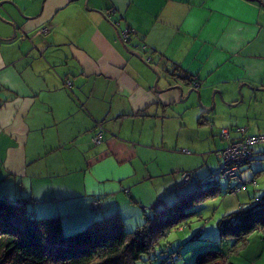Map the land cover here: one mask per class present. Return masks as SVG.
Wrapping results in <instances>:
<instances>
[{
	"label": "crops",
	"instance_id": "obj_1",
	"mask_svg": "<svg viewBox=\"0 0 264 264\" xmlns=\"http://www.w3.org/2000/svg\"><path fill=\"white\" fill-rule=\"evenodd\" d=\"M260 1L0 0V196L32 199L34 216H58L69 232L112 212L132 230L183 191L179 172L194 171L191 183L214 174L211 151L225 145L218 128L204 135L206 152L191 142L214 124L220 103L221 111L229 102L221 126L232 129L230 108L264 87V54L242 53L262 46ZM116 20L130 30L125 45ZM155 74L201 85L186 97ZM188 97L189 113L186 104L169 111ZM100 124L105 135L94 146ZM184 144L191 154L177 148ZM246 245L238 264H263L264 249L250 255Z\"/></svg>",
	"mask_w": 264,
	"mask_h": 264
},
{
	"label": "trees",
	"instance_id": "obj_2",
	"mask_svg": "<svg viewBox=\"0 0 264 264\" xmlns=\"http://www.w3.org/2000/svg\"><path fill=\"white\" fill-rule=\"evenodd\" d=\"M114 22L112 21V24ZM119 27H115L118 35ZM128 38L123 41L119 36L124 45ZM185 79L195 80L192 77ZM233 129L237 135L224 140L226 144L211 153L220 163L219 173L194 181L193 188L170 203L163 204L148 213L143 212V222L132 230L125 228L119 213L112 212L94 219L84 228L66 234L62 230L58 216H34L27 203L32 199L0 196V264H133L142 255L154 250L170 227L195 214L191 210L192 206L217 195L223 197L228 194H239L241 191H246L247 184L255 182L254 179L244 180L242 178L244 164L238 165L236 171L242 184H234L235 181L222 175L225 160L221 159L218 154L231 143H240L244 133L237 126L231 130ZM254 146L249 147L253 156ZM179 173L189 175L185 182L179 175L182 183H191L195 179L194 171ZM222 181L225 184L221 186ZM236 190H239L238 193ZM98 211L100 210L95 212ZM216 225L223 244L241 242L240 246H245L249 234L257 227L264 226V194L248 207L239 208L234 213L224 215ZM233 252L236 253L235 247L203 252L196 256L195 262L208 264L211 259H216L212 264L231 263L229 257Z\"/></svg>",
	"mask_w": 264,
	"mask_h": 264
},
{
	"label": "rangeland",
	"instance_id": "obj_3",
	"mask_svg": "<svg viewBox=\"0 0 264 264\" xmlns=\"http://www.w3.org/2000/svg\"><path fill=\"white\" fill-rule=\"evenodd\" d=\"M262 1H263V6H264V0H262ZM253 3H257L261 7V1L260 0H255V2H253ZM262 8L264 9V7H262ZM258 13H259V9H258ZM258 17H260V13L258 14ZM112 26H113V24H112ZM261 26H262V24H261ZM253 27H254V32H255V26H253ZM263 28H264V23H263ZM212 36H213V30H212ZM254 37H255V35H254ZM258 41H261L260 43L262 44V46L256 47L255 44H250L248 47L246 46V50H245L246 52L242 51L243 55H245V53H249V52L260 53V54L263 53L264 54V49H263L264 48L263 47V45H264V31L262 32V34H260ZM261 47H262V50L260 51ZM258 49H259V51H258ZM243 55H242V58H243ZM156 59L153 60V63H155ZM148 61L149 60H147V61L145 60V63H147ZM143 62H144V60H143ZM152 64H150V65H152ZM240 65H241V68L237 67L235 69V73H236L235 80L236 81H237V73H240L241 69L243 68V62ZM146 66L148 67L149 64H146ZM250 71H252L253 73H256L257 69L254 65H252L250 67ZM152 72L154 73V71H152ZM138 73H140V72H138ZM142 77H144V73H142ZM155 77H156V79L159 78L160 74H155ZM156 79H154V80L156 81ZM194 79L197 80L196 78H194ZM159 80H160V83L162 85H165V84L169 85L168 88L180 87V89H182L184 87V89L186 90V94H185L186 97L189 94H191L190 97H192V95H195V93H196L194 91V88H195L194 83H193L194 80L190 81V83L188 85H187V82H182V80H179L177 78L171 79L169 77H164L161 79L159 78ZM233 87H235V86L232 84L231 88H233ZM262 88L264 89V87H262ZM262 88L260 90L258 88H257V90L254 89L256 91L255 93L253 92V90H248L247 93L244 92V94L241 95V97H243L242 101L239 102L235 108H230V109H232L231 114L233 115L231 127L237 126L238 128H241L244 131V133L242 134V140L244 139V136L245 137H247V136L253 137L254 136L257 138H260V136H264V90ZM191 89H193V90L190 92ZM175 91L176 90H174V92ZM197 91H198V89H197ZM212 92H214V91H212ZM236 93H237V88H236ZM214 96L216 97V95L214 93H211L210 95H208L210 102L212 100V97H214ZM190 97H188V99L185 98L184 100L183 99L181 100L180 98H178L176 100L177 106H175V107L171 106L169 111L176 110L175 109L176 107L179 108L182 106V108L180 110L181 113H184V112L186 114L189 113L191 111V110H189V104H190V106L193 104V100ZM195 97H196V95H195ZM239 97H240V95H239ZM184 104H186V109L183 112ZM221 105H222V103H220V106H218V108H217L218 113H217V115L215 113L214 120L212 119L213 117L210 116V119H212V121H214V124L212 122H210L207 125V127H209L208 129H206V127H204V125L199 126V129L202 130L199 132V138L201 140L191 142V144H193V146H196L198 144L197 149H200L201 146L207 144L206 150L204 151V152H206L208 147L210 146L209 142H206L203 140V137L206 133L209 132V130H211V128H210L211 125H214L218 128V130L217 129L216 130H217L218 134H220V136H221V140H220V137L218 136V138H219L218 142L220 144H224L225 143L224 140H226V137L222 133L223 129L227 130L229 132L228 136H227V140L230 137L237 135V133L234 132V129L231 130V128H228V127L225 128V127L221 126L223 124V119H224V121H226V118L222 117V114L225 112L224 109H226V110L229 109V108H226L227 106H229V102L227 103L226 106L224 105L222 107V110L220 111ZM193 109H194V106H192V110ZM188 117H189V115H188ZM190 117H192V115ZM112 120H114V119H112ZM235 120H236L237 124L234 122ZM216 122L219 125H215ZM105 128H106L105 126L100 124L97 126L96 129L98 131L101 130L103 132V136H104L105 131H106ZM115 128H117V127H115ZM190 129L195 130L194 127L190 128ZM245 130H246V133H245ZM185 133H186V138H189L191 132L189 130H186ZM92 138H91V140H92ZM193 138H196V135L193 136ZM208 140L211 143L213 142L211 139V135L208 137ZM261 141H263V140H261ZM254 145H252V146H254L253 147V151L255 153L254 156L252 155V150H248V153L245 156L241 155L242 158L238 159L239 163L241 162L240 165L244 164V166H245L244 171L242 173V178L244 180L254 179V181H255L254 183L247 184L246 191H241L239 194H236V195L235 194H228V195H225L223 197L221 195L220 196L217 195V196H214L212 198H208V199L204 200L203 202H201L195 206H192L191 210L194 211L195 214H193L190 218L184 220L183 222L170 227L165 232L164 237L159 241L158 246H156L154 248V250H152L148 254L142 255L137 261L133 262V264H197V262H195L196 261L195 258L198 254H201L203 252H208V251H215V250L220 249V248L221 249H227L228 247H229V249H232L233 247H235V250H236V253L233 252L230 255L231 256L230 261L232 264H238L240 262L239 256L242 257V259L244 260L245 256H241L243 251H240V248H239L241 242H239V243L231 242V243H227V244L224 243L223 244V242L220 240V237L218 235L216 224H217L218 220H220V218L223 217L224 215L234 213V212L238 211L239 208L248 207L250 204L257 202L258 199L264 194V143L263 142L255 143ZM190 146H192V145H190ZM190 146L185 145L186 148H184L181 145H178L177 148H181L183 153L188 152L186 154H191L192 149H190V148H192V147H190ZM213 151H217V149H215ZM213 151H211V153H213ZM234 152L235 153L239 152L237 146L234 147ZM152 163H150V166H152ZM250 164H251V166H250ZM213 168L215 170L214 173L217 175V173H219V171H220V167H219L218 162L214 165ZM256 173H258V174L255 175ZM179 175H181V173H179ZM238 175H239V173H238ZM222 182L223 183L220 182L221 186L225 184L224 181H222ZM235 183H236V181L234 182V184ZM194 184L195 183H186L183 186H181L180 188L184 187V189H183V191H182V189L179 190V192L180 191H182V192L178 196L184 194L186 191L193 188L195 186ZM237 193H238V191H237ZM126 194H127V198H128L129 195H128V193H126ZM29 208H30V206H29ZM91 209L93 210L92 206H91ZM93 211H95V210H93ZM101 214L102 213H99V215H101ZM142 222H143V220H142ZM62 230L66 234L70 233L69 231H67L66 228L62 229ZM199 230L202 231V234H201V231H199ZM247 242L248 243H247L245 248H246V251L248 254L257 255L261 249L263 250L264 249V226H259V227H257V229L255 231L251 232V234H249V236H248ZM215 260L211 259V261H209L208 264H212ZM247 261H252V259L247 258ZM261 262L264 264V254L262 255Z\"/></svg>",
	"mask_w": 264,
	"mask_h": 264
},
{
	"label": "built area",
	"instance_id": "obj_4",
	"mask_svg": "<svg viewBox=\"0 0 264 264\" xmlns=\"http://www.w3.org/2000/svg\"><path fill=\"white\" fill-rule=\"evenodd\" d=\"M119 25L120 24H119L118 21H115L113 23L114 27L118 28ZM129 33H130V30L127 27L119 29V36H120V38L123 41H125L128 38ZM193 83H194V87L195 88L200 85L199 82L196 81V80H194ZM65 86L69 87L70 86V82L66 81L65 82ZM222 133L227 139V136H228L229 132L227 130L223 129ZM102 137H103V132L101 130H99L95 134V136L92 138V143L94 145H97V144L101 143ZM261 140H263V141H261ZM261 142H264V136H260V138H257V137H254V136L253 137L252 136H247V137H244V139L240 143L239 142L231 143L225 150L220 152L218 154V156L221 157V159L225 160V167L223 168V174L222 175L226 176L228 179H231V181H236V184H238V185L242 184V181L236 175V171L238 170V165H240V163H241V162L239 163L238 159L242 158L241 155L245 156L248 153V150H249L250 146L254 145L255 143H261ZM236 146H237V148H238L240 153L239 152L238 153L234 152V147H236ZM186 153H188V152H186ZM188 178H189L188 174H185V173L181 174L182 181L185 182V181H187ZM241 189H244V188H241ZM127 191L128 190L126 189V192ZM91 206H92L93 210L97 211V210L102 209L103 204H102V201L98 198V199H95L92 202ZM226 264H231V263L227 262Z\"/></svg>",
	"mask_w": 264,
	"mask_h": 264
},
{
	"label": "water",
	"instance_id": "obj_5",
	"mask_svg": "<svg viewBox=\"0 0 264 264\" xmlns=\"http://www.w3.org/2000/svg\"><path fill=\"white\" fill-rule=\"evenodd\" d=\"M199 88H200V85H199L198 87L194 88V91H195L196 93H198L197 89H199ZM192 90H193V89H191L190 92H191Z\"/></svg>",
	"mask_w": 264,
	"mask_h": 264
}]
</instances>
